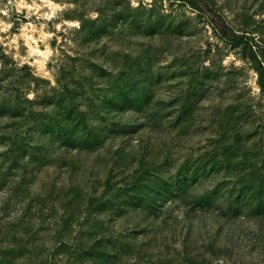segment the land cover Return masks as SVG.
Returning a JSON list of instances; mask_svg holds the SVG:
<instances>
[{
  "label": "rangeland",
  "instance_id": "obj_1",
  "mask_svg": "<svg viewBox=\"0 0 264 264\" xmlns=\"http://www.w3.org/2000/svg\"><path fill=\"white\" fill-rule=\"evenodd\" d=\"M0 0V264H264V0Z\"/></svg>",
  "mask_w": 264,
  "mask_h": 264
},
{
  "label": "trees",
  "instance_id": "obj_2",
  "mask_svg": "<svg viewBox=\"0 0 264 264\" xmlns=\"http://www.w3.org/2000/svg\"><path fill=\"white\" fill-rule=\"evenodd\" d=\"M189 2L200 11L209 15L213 24L219 29L225 38L230 39L233 37L234 33L230 25L224 21L222 15L214 9L213 6L206 3L204 0H189Z\"/></svg>",
  "mask_w": 264,
  "mask_h": 264
}]
</instances>
